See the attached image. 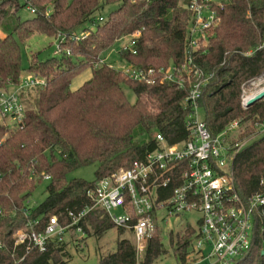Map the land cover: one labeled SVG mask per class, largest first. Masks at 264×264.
<instances>
[{"label": "trees", "instance_id": "obj_1", "mask_svg": "<svg viewBox=\"0 0 264 264\" xmlns=\"http://www.w3.org/2000/svg\"><path fill=\"white\" fill-rule=\"evenodd\" d=\"M186 0H0V87L15 85L21 76V46L33 34L55 38L66 35L70 56L39 59L29 57L27 72L48 79L44 88L31 89L36 97L22 95L25 118L15 129L0 124V264H68L67 241L50 238L43 251L15 244L17 230L42 231L52 215L61 224L90 207L86 191L96 181L133 161L143 160L156 145L153 136L161 133L169 143L188 136L184 101L191 79L179 88L170 82L145 84L126 78L120 71L102 64L94 67L101 53L135 30L141 34L134 43L135 53L122 56L138 67L181 63L189 54L203 76H209L202 88L199 105L203 121L212 136L236 120L250 136L255 123L264 121V97L243 108L241 88L264 74V0H225L220 21L204 49L191 53L186 40L190 13ZM110 10L100 22L103 8ZM31 15L22 19L19 10ZM33 8L34 12L29 9ZM92 28V29H91ZM90 29L88 36L71 41L67 35ZM92 73L77 89L71 81L79 72ZM129 88L135 101L130 102L123 87ZM142 131L148 139L137 144L134 137ZM97 164L93 181L65 176L76 168ZM232 179L238 194L247 198L264 192V132L253 138L235 156ZM48 176L46 196L36 207L26 201L35 187V179ZM161 193L166 198L171 192ZM29 210L28 214L24 210ZM155 232L146 239L145 249L137 258L131 229L115 227L107 216L91 209L78 225L96 240L110 228L118 232L112 252H98V264H153L166 254L155 213ZM170 243L178 259L196 236L186 227ZM180 233V232H177ZM73 237L70 234V239ZM180 248L184 255L180 254ZM190 253H188L189 256ZM217 264V263H215ZM229 264H264V206L256 213L251 246Z\"/></svg>", "mask_w": 264, "mask_h": 264}, {"label": "built area", "instance_id": "obj_2", "mask_svg": "<svg viewBox=\"0 0 264 264\" xmlns=\"http://www.w3.org/2000/svg\"><path fill=\"white\" fill-rule=\"evenodd\" d=\"M224 3L225 0H186L184 7L190 13L186 40L191 53L203 50L208 43L220 21ZM29 11L33 13L34 9ZM98 20L102 22L105 18L100 15ZM89 33L90 29H82L67 36L71 41H79ZM140 34V30H135L118 40L122 64L114 67L105 61L104 56H99L94 67L106 64L132 81L150 85L170 82L181 88L192 78L184 98L189 107L185 123L187 138L169 143L156 132L153 136L156 147L147 152L143 160L133 161L129 168H120L88 188L86 195L92 201L90 207L77 214L69 213L71 219L65 224L52 215L42 231L17 230L13 234L14 243L25 244L26 249L32 247L43 251L50 238L64 241L72 231L83 233L78 225L80 219L91 209H97L115 227L133 231L135 252L139 258L146 239L156 229L153 212L157 222L165 224L180 214L197 213L199 219L191 253L204 258L206 251V257L212 259L211 264H229L250 248L255 216L264 206V192L247 198L238 194L232 179V162L246 144L264 132V121L255 123L253 133L241 139L240 133L245 128L236 120L212 136L198 114L202 88L209 76L204 77L195 67L190 54L181 63L170 61L160 66L138 67L126 60L122 52L135 53L133 46ZM52 39L53 57L71 55L69 48L65 47L66 35L58 34ZM47 83L45 76L24 72L15 85L10 83L7 87H0V124L10 129L20 127L25 118L22 95L31 89L44 88ZM248 96L241 98L243 108ZM174 182L176 185L171 187L169 195L161 199V193L168 191ZM24 212L28 214L29 210Z\"/></svg>", "mask_w": 264, "mask_h": 264}, {"label": "rangeland", "instance_id": "obj_3", "mask_svg": "<svg viewBox=\"0 0 264 264\" xmlns=\"http://www.w3.org/2000/svg\"><path fill=\"white\" fill-rule=\"evenodd\" d=\"M109 8L110 6L106 5L101 11L104 18L107 16L110 10ZM19 15L22 19L31 16L28 13V10H26V7L19 10ZM119 47L120 43L118 42L108 51L101 53L100 56H104L107 63H110L114 67H117L118 65L122 64V61L118 55ZM52 51V38L42 34H33L32 36H30L27 41L21 46V65L23 69L22 73L27 72L29 57L32 53H38L39 59H45L52 57ZM91 73V69L86 68L75 75L70 84L71 89H77L84 81L90 78ZM263 88L264 74H262L259 78L250 82H246L244 85H242L240 101L243 96L256 94V92L258 93ZM123 89L127 99L130 102H134L135 96L133 92L126 86L123 87ZM25 95H27V97L29 96L30 98H34L36 97L37 93L32 90L27 92ZM198 114L199 118L203 120V108L198 109ZM147 139L148 135L142 131H139L134 137V142L139 144ZM239 139H241L240 136ZM96 168V163L82 166L67 173L65 178L67 181L73 178H81L83 180L93 181L95 179ZM49 181L50 180L47 176H44L41 180L35 179V187L26 201L28 207H36L41 201L44 200L46 196L45 187L47 186ZM198 219L199 215L197 213H191L180 214V216L177 218H171L166 224L164 222H157L158 228L159 230H161L160 239L163 243L164 248L166 249V254L157 259L153 264H211L212 259L206 257V251L204 252V258L190 254L188 256V253H191V251L193 250V245L195 244V236L192 237V240L190 241L186 249V255H184V250L180 248V254L184 255V258L180 260L177 257V253L179 252H177L175 249L176 239H174V244H171L169 240L170 237L173 239L177 234L179 236H182V232H186V227H191L195 230L197 228ZM71 233L73 235L71 239L69 234L65 236V241H67L66 254L67 259H69L68 264H98L97 250L99 249L100 251L104 252L114 251L116 246V239L118 236V232L115 227L108 229L98 240H96L94 236H88L87 233H78L76 231H72Z\"/></svg>", "mask_w": 264, "mask_h": 264}, {"label": "water", "instance_id": "obj_4", "mask_svg": "<svg viewBox=\"0 0 264 264\" xmlns=\"http://www.w3.org/2000/svg\"><path fill=\"white\" fill-rule=\"evenodd\" d=\"M262 92V91H261ZM257 95H255L254 97L248 99L245 103H244V107H249L253 102L261 99L264 97V91L262 93H256Z\"/></svg>", "mask_w": 264, "mask_h": 264}, {"label": "bare ground", "instance_id": "obj_5", "mask_svg": "<svg viewBox=\"0 0 264 264\" xmlns=\"http://www.w3.org/2000/svg\"><path fill=\"white\" fill-rule=\"evenodd\" d=\"M261 91L263 92V91H264V88L261 89L258 93H262ZM256 93H257V92H256ZM255 95H257V94H251V95H249L248 98H246V99L248 100V99L254 97Z\"/></svg>", "mask_w": 264, "mask_h": 264}, {"label": "crops", "instance_id": "obj_6", "mask_svg": "<svg viewBox=\"0 0 264 264\" xmlns=\"http://www.w3.org/2000/svg\"><path fill=\"white\" fill-rule=\"evenodd\" d=\"M190 255H195V254L190 253ZM195 256H196V255H195Z\"/></svg>", "mask_w": 264, "mask_h": 264}]
</instances>
